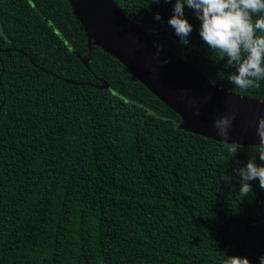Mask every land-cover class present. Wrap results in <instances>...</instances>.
<instances>
[{"label":"trees","instance_id":"1","mask_svg":"<svg viewBox=\"0 0 264 264\" xmlns=\"http://www.w3.org/2000/svg\"><path fill=\"white\" fill-rule=\"evenodd\" d=\"M114 1L213 83L264 100V81L231 84L236 69L187 4L182 44L168 24L175 0ZM88 55L69 0H0V264H260L264 188L249 181L243 197L235 170L264 165L261 145L231 157L111 53L94 45L89 67Z\"/></svg>","mask_w":264,"mask_h":264},{"label":"water","instance_id":"2","mask_svg":"<svg viewBox=\"0 0 264 264\" xmlns=\"http://www.w3.org/2000/svg\"><path fill=\"white\" fill-rule=\"evenodd\" d=\"M88 36L89 67L93 46L99 45L119 59L145 86L182 118L181 127L224 142L213 127L218 117L236 113L229 141L260 145L258 119L264 100L230 91L160 44L114 0H69ZM168 60V63H161ZM102 88H108L106 80ZM73 83H76L73 81ZM183 92V94H182ZM199 109V115L196 110Z\"/></svg>","mask_w":264,"mask_h":264},{"label":"clouds","instance_id":"3","mask_svg":"<svg viewBox=\"0 0 264 264\" xmlns=\"http://www.w3.org/2000/svg\"><path fill=\"white\" fill-rule=\"evenodd\" d=\"M153 2L159 3L160 0ZM164 2L170 3L172 0ZM185 4L194 10L196 18L201 21L199 35L204 44L217 53L220 60L226 59L225 67L236 69L228 76L231 84L244 91L258 88L259 82L264 81V0H175L168 24L182 44L189 43L193 31L192 23L185 16ZM155 19H161L159 13ZM162 48L163 45L158 46L157 57ZM168 62L165 60L161 63ZM195 114L199 115V109ZM235 118V112L225 114L215 119L213 125L231 157L241 148L238 142L228 139ZM256 130L261 145L259 159L264 161V116L259 117ZM220 159L224 160L225 157L221 156ZM235 171L241 179L239 192L243 197L253 191L249 181L258 179L260 187L264 188V165H258L255 157ZM223 178L225 181L231 180L229 176ZM229 264H252V261L246 256H232ZM260 264H264V256L260 257Z\"/></svg>","mask_w":264,"mask_h":264}]
</instances>
